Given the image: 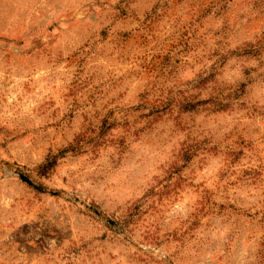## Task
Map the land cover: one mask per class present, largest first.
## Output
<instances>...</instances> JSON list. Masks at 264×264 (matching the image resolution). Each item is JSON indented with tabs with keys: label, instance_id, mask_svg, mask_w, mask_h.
I'll return each mask as SVG.
<instances>
[{
	"label": "rangeland",
	"instance_id": "1",
	"mask_svg": "<svg viewBox=\"0 0 264 264\" xmlns=\"http://www.w3.org/2000/svg\"><path fill=\"white\" fill-rule=\"evenodd\" d=\"M0 264H264V0H0Z\"/></svg>",
	"mask_w": 264,
	"mask_h": 264
},
{
	"label": "water",
	"instance_id": "2",
	"mask_svg": "<svg viewBox=\"0 0 264 264\" xmlns=\"http://www.w3.org/2000/svg\"><path fill=\"white\" fill-rule=\"evenodd\" d=\"M22 179H23L24 181H27V179H26V178H24V177H23Z\"/></svg>",
	"mask_w": 264,
	"mask_h": 264
}]
</instances>
